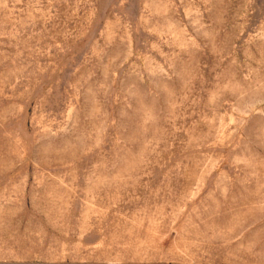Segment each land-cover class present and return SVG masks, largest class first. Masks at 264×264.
<instances>
[{
	"label": "rangeland",
	"instance_id": "1",
	"mask_svg": "<svg viewBox=\"0 0 264 264\" xmlns=\"http://www.w3.org/2000/svg\"><path fill=\"white\" fill-rule=\"evenodd\" d=\"M0 264H264V0H0Z\"/></svg>",
	"mask_w": 264,
	"mask_h": 264
}]
</instances>
